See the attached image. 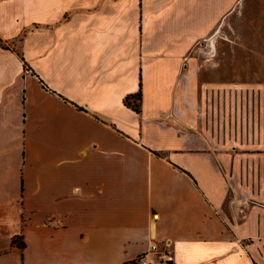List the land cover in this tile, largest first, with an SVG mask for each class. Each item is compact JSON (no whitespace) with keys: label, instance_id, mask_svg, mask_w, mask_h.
Returning a JSON list of instances; mask_svg holds the SVG:
<instances>
[{"label":"crops","instance_id":"obj_1","mask_svg":"<svg viewBox=\"0 0 264 264\" xmlns=\"http://www.w3.org/2000/svg\"><path fill=\"white\" fill-rule=\"evenodd\" d=\"M238 1L0 0V264H264V139L189 55Z\"/></svg>","mask_w":264,"mask_h":264},{"label":"rangeland","instance_id":"obj_2","mask_svg":"<svg viewBox=\"0 0 264 264\" xmlns=\"http://www.w3.org/2000/svg\"><path fill=\"white\" fill-rule=\"evenodd\" d=\"M232 9L214 33L198 40L189 55L194 68L205 79L226 85L227 111L235 105L242 108L241 119L236 120V133L231 130L230 137L261 141L264 139V0H239Z\"/></svg>","mask_w":264,"mask_h":264},{"label":"built area","instance_id":"obj_3","mask_svg":"<svg viewBox=\"0 0 264 264\" xmlns=\"http://www.w3.org/2000/svg\"><path fill=\"white\" fill-rule=\"evenodd\" d=\"M134 264H175L174 251L165 242H152L133 259Z\"/></svg>","mask_w":264,"mask_h":264},{"label":"trees","instance_id":"obj_4","mask_svg":"<svg viewBox=\"0 0 264 264\" xmlns=\"http://www.w3.org/2000/svg\"><path fill=\"white\" fill-rule=\"evenodd\" d=\"M141 101H142V90H141V84L139 85V90L136 94L134 95H127L124 98V104L127 107H130L132 110L139 112L140 111V106H141ZM12 244H17V246L20 249L24 248V242L22 239V235H18L16 239L12 240Z\"/></svg>","mask_w":264,"mask_h":264},{"label":"bare ground","instance_id":"obj_5","mask_svg":"<svg viewBox=\"0 0 264 264\" xmlns=\"http://www.w3.org/2000/svg\"><path fill=\"white\" fill-rule=\"evenodd\" d=\"M217 32H218V31H217ZM216 36H217V33H216ZM216 36H215L213 39H211V41H210L211 44L214 43V39L216 38ZM213 48H215V47H213Z\"/></svg>","mask_w":264,"mask_h":264}]
</instances>
